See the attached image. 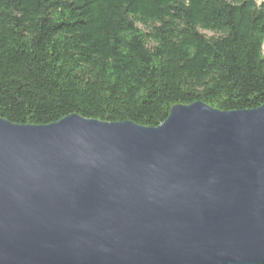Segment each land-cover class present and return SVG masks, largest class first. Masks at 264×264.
I'll use <instances>...</instances> for the list:
<instances>
[{"label": "water", "instance_id": "water-1", "mask_svg": "<svg viewBox=\"0 0 264 264\" xmlns=\"http://www.w3.org/2000/svg\"><path fill=\"white\" fill-rule=\"evenodd\" d=\"M0 264H264V104L0 118Z\"/></svg>", "mask_w": 264, "mask_h": 264}, {"label": "trees", "instance_id": "trees-1", "mask_svg": "<svg viewBox=\"0 0 264 264\" xmlns=\"http://www.w3.org/2000/svg\"><path fill=\"white\" fill-rule=\"evenodd\" d=\"M194 102L264 104V0H0V118L157 127Z\"/></svg>", "mask_w": 264, "mask_h": 264}, {"label": "rangeland", "instance_id": "rangeland-1", "mask_svg": "<svg viewBox=\"0 0 264 264\" xmlns=\"http://www.w3.org/2000/svg\"><path fill=\"white\" fill-rule=\"evenodd\" d=\"M206 34H208V35H212V33H210V32H205Z\"/></svg>", "mask_w": 264, "mask_h": 264}]
</instances>
